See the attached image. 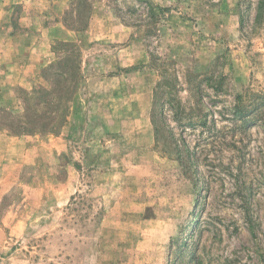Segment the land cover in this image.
Returning <instances> with one entry per match:
<instances>
[{"label":"rangeland","instance_id":"374dc122","mask_svg":"<svg viewBox=\"0 0 264 264\" xmlns=\"http://www.w3.org/2000/svg\"><path fill=\"white\" fill-rule=\"evenodd\" d=\"M53 2L77 39L0 64V264H264V0Z\"/></svg>","mask_w":264,"mask_h":264},{"label":"crops","instance_id":"0c3cea01","mask_svg":"<svg viewBox=\"0 0 264 264\" xmlns=\"http://www.w3.org/2000/svg\"><path fill=\"white\" fill-rule=\"evenodd\" d=\"M70 1L58 0V3L63 9ZM16 4L22 6V16L17 19L16 28L12 25L9 6L0 9V29L6 30L7 37L5 45L3 40L0 41V64L6 63L2 71L18 74V87L27 89L38 73L39 65L51 56V44L54 41L73 42L78 35L57 22L36 28L35 15L40 14L47 20L54 18L49 16L48 11L50 5L54 4L53 0H18ZM4 17L6 23L2 21ZM128 38L129 35L124 32L115 42L127 41Z\"/></svg>","mask_w":264,"mask_h":264},{"label":"trees","instance_id":"16d2710c","mask_svg":"<svg viewBox=\"0 0 264 264\" xmlns=\"http://www.w3.org/2000/svg\"><path fill=\"white\" fill-rule=\"evenodd\" d=\"M160 12H166L167 9H159Z\"/></svg>","mask_w":264,"mask_h":264}]
</instances>
